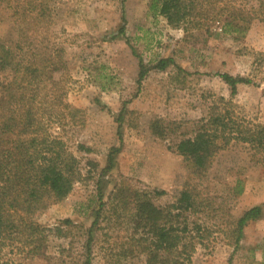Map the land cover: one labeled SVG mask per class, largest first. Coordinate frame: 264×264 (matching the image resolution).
<instances>
[{"label":"rangeland","instance_id":"1","mask_svg":"<svg viewBox=\"0 0 264 264\" xmlns=\"http://www.w3.org/2000/svg\"><path fill=\"white\" fill-rule=\"evenodd\" d=\"M243 5L252 16L257 14L256 0ZM35 8L42 17L33 16ZM122 18L123 37L118 35ZM0 42L13 48L16 60L24 61L31 53L50 55L57 80L54 101L58 103L61 96L75 113L63 131L54 127L52 133L80 159L82 178L62 202L49 205L36 218L44 227L64 219L85 230L91 226L98 207L97 171L117 143L116 117L123 106V146L107 177L105 200L115 184L124 182L138 191H162L153 199L156 206L172 202L187 178L174 144L181 136H192L221 98L231 101L233 114L250 124L264 125V74L257 70V60L264 55L260 18H254L242 36H233L218 28L210 33L172 29L149 10L148 0H0ZM139 58L147 69L140 85ZM165 58L178 70L175 66L163 72L151 70ZM221 73L256 75V84L238 86L231 98L217 76ZM155 121L164 129L171 125L177 129H168L160 138L151 130ZM79 144L92 152L78 153ZM89 162L98 167L93 169ZM201 188L212 208L205 217L212 235L197 247L190 264H264V165L244 145H230L212 159ZM254 206H261L263 214L244 228L233 253L227 232ZM98 221L91 264H145L142 255L122 256L134 227L128 214L114 213L107 206ZM82 242L74 230L70 238L50 235L38 255L5 242L0 246V264H81Z\"/></svg>","mask_w":264,"mask_h":264},{"label":"trees","instance_id":"2","mask_svg":"<svg viewBox=\"0 0 264 264\" xmlns=\"http://www.w3.org/2000/svg\"><path fill=\"white\" fill-rule=\"evenodd\" d=\"M246 1L148 0V6L172 29L210 33L218 28L223 34L242 36L254 18L264 21V0H256L257 14L253 16L243 5ZM29 3L27 9L31 8ZM36 10L32 9L33 16L42 17V12L38 14ZM118 35L125 36L123 18ZM17 48L22 50L20 45ZM13 51L0 42V246L5 242L16 243L30 254L38 255L42 254L50 235L70 238L74 230L83 240L81 264H91L93 232L100 212L109 206L114 213L128 214L134 225L127 237L129 248L122 256L142 255L145 264H190L197 247L212 235L205 225V217L212 208L201 188L212 159L228 146L241 144L252 151L256 162L264 165V125L250 124L233 114L231 101L221 98L211 105L206 118L198 122L192 136H181L174 144L187 178L172 202L156 206L153 199L163 195L162 191H138L124 182L115 184L105 200L107 177L113 172L123 146V106L116 117L117 143L109 148L104 166L97 171L98 207L91 226L85 230L64 219L56 226L44 227L36 218L49 205L62 202L82 178L80 159L59 135L52 133L54 127L63 131L75 113L62 103L61 96L58 103L54 101L53 85L57 80L53 77L55 67L50 68L53 62L50 55L31 53L22 61L13 57ZM169 66L176 67L171 59H160L151 70L163 72ZM138 68L140 85L147 73L140 58ZM257 70L264 74V55L257 60ZM217 76L227 86L231 98L235 97L238 86L255 85L257 77L228 73ZM168 129L173 132L177 127L164 129L158 121L151 125L153 133L160 138L166 136ZM76 149L83 154L92 152L81 144ZM89 165L93 169L98 167L90 162ZM262 214L263 208L254 206L231 224L227 237L233 253L239 248L244 228L258 221Z\"/></svg>","mask_w":264,"mask_h":264}]
</instances>
